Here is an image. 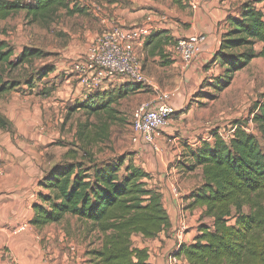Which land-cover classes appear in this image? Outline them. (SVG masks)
Masks as SVG:
<instances>
[{
    "label": "trees",
    "instance_id": "1",
    "mask_svg": "<svg viewBox=\"0 0 264 264\" xmlns=\"http://www.w3.org/2000/svg\"><path fill=\"white\" fill-rule=\"evenodd\" d=\"M262 3L264 0H247L236 15L227 16V29L205 66L208 71L216 65L219 72L201 82L195 99L215 101L229 88L237 72L256 58L264 59V4L257 7ZM19 12H24L31 24L49 25L60 12L73 16L82 10L69 0H0V21ZM162 34L152 32L143 48L157 39L150 53L156 51L161 66H166L169 63L162 46L172 40L161 38ZM256 44L262 45L259 51L255 50ZM46 57L47 53L35 47H23L15 55L10 44L0 40V96L33 93L39 87L37 83L54 72L53 65H42L20 80L13 79L12 73ZM143 87L126 80L114 88L96 90L76 103L70 113L78 110L86 117L77 125V140L89 143L106 138L107 122L96 126L89 119L105 116L113 120L117 114L113 105ZM52 91L53 87L45 85L37 89L36 95L46 98ZM249 113L264 138V94ZM91 127L97 130L93 136L87 133ZM233 127L228 141L212 131L210 141H200L185 150V157L192 161L185 169H201V184L186 196L188 208L202 207L200 222L210 219L209 224L197 227L193 243H182L175 250L185 264H264V153L254 135L238 123ZM0 129L11 131V123L1 115ZM150 179L129 155L97 160L85 151L81 159L72 156L43 173L37 183L42 192L36 195L38 201L32 205L29 224L42 229L69 215L84 221L88 232L98 234L100 247L88 252L95 264H150L147 250L134 247L132 238L153 240L171 226L162 194L148 185Z\"/></svg>",
    "mask_w": 264,
    "mask_h": 264
},
{
    "label": "crops",
    "instance_id": "2",
    "mask_svg": "<svg viewBox=\"0 0 264 264\" xmlns=\"http://www.w3.org/2000/svg\"><path fill=\"white\" fill-rule=\"evenodd\" d=\"M77 1L79 2L75 3L78 4L82 12L69 17L78 18L80 23L77 29L85 30L83 31L85 41L79 48H87L99 35L113 28L132 29L145 25L153 28V34L163 33L161 38L169 37L172 40L171 44L162 46L163 55L167 56L165 60L169 63L166 66H161V59L156 51L150 53L154 43L158 41L157 39L152 45L143 49L138 48L137 51L141 59L157 71L153 73L149 67L144 69V74L150 81L173 82L175 84L173 89L165 92V100L157 101L153 109L163 103L176 109L184 99L195 94L203 78L211 72L212 66L208 71L205 66L218 49L220 37L227 29L226 18L228 15H236L239 6L247 0ZM263 4H258L257 7H261ZM196 34L206 35L207 41L203 45L201 54L188 67H184L174 51V44L179 39ZM261 46V44H256L255 50L259 51ZM263 60L256 58L243 70L237 72L232 84L220 93L219 97H224L227 91L232 89L237 75L244 73L255 63ZM52 65L55 72L56 67L54 64ZM114 87L116 86L113 85L112 88ZM107 89H109L107 85L102 88V90ZM141 90L135 92L139 93ZM14 93L25 95L19 92ZM161 130L163 129H160L154 138L156 150L160 147L155 157L150 148H147L150 146L141 142L143 149L134 155V158L141 157L140 159L147 167L139 166L133 161L135 165L150 175V182L157 185L162 194V203L171 225L169 230L162 232L156 239L146 240L141 236L132 238L134 247L147 250L150 264H167L168 255L173 254L177 249L174 232L178 227L180 215L188 216V229L193 228L195 220H197V226L207 224L208 221L210 223L209 218L200 222L203 208H188L190 202L186 200L189 192L201 184V169L187 171L185 166L191 165L192 161L186 157L182 158V164L178 163L167 169L164 157L173 158V155L179 153L182 147L175 143L176 139L165 142V139L159 138ZM197 144L189 145V147H195ZM3 145H6V150L9 151L8 144L3 143ZM161 147L164 157L160 153ZM38 165L27 157L13 159L9 155L0 154V264H95L96 260L88 254H85L84 258H80L79 254L71 253L69 251L71 245L66 243L70 238L71 222L75 221L78 224L76 230L79 231L82 239L85 238V240L80 239V242H83V249L86 244L88 245L90 236L87 237V224L84 221L67 215L59 223L48 225L42 229H37L29 224L33 215L32 205L38 201L37 193L42 191L37 187V183L45 172H40ZM52 166L50 165L49 168ZM22 226L25 229L20 231ZM188 229L184 234V243L186 244L193 243L197 235V229L190 231ZM69 241L71 240L69 239ZM90 247L85 251L98 249L100 241L96 247L95 245Z\"/></svg>",
    "mask_w": 264,
    "mask_h": 264
},
{
    "label": "rangeland",
    "instance_id": "3",
    "mask_svg": "<svg viewBox=\"0 0 264 264\" xmlns=\"http://www.w3.org/2000/svg\"><path fill=\"white\" fill-rule=\"evenodd\" d=\"M79 23L78 18L69 17L63 12H60L49 25L29 23L24 12L0 21V40L7 41L15 55L23 47H35L47 53L46 58L35 60L31 66L24 65L15 70L12 73L13 79H23L29 76L32 70L45 64H54L56 67L55 72L37 83L39 86L37 89L45 85L47 88L53 87L49 97L36 96L37 89L31 94L25 92V95H21L12 92L0 96V115L11 123L10 132L0 129V154L9 155L13 159L27 157L31 162L39 164L40 172L46 171L50 165L71 159L72 156L81 159L85 151L92 153L97 160L129 155L136 164L147 167L141 157L134 158V155L143 149V145L131 131L132 114L141 104H148L153 108L157 101L165 100V92L173 89L175 84L150 81L145 75L149 85L144 84L139 93L133 92L124 100L114 104L113 108L117 114L114 115L113 120L108 121L105 116L89 119V122L96 126L107 122L106 138L89 143L77 140V125L84 123L86 117L78 110L70 113V109L90 95L88 90L79 84L73 71V64L87 49L79 48L85 41L83 32L85 30L77 29ZM137 50L136 55L143 72L149 67L153 73H156L154 67H150L141 59ZM218 72V66H212L211 72L203 80ZM125 81L126 79L116 78L105 85L110 89L113 85L119 86ZM263 94L264 60L258 61L249 70L237 75L232 89H229L224 97L218 95L219 98L212 102L197 100L193 95L184 99L176 107L178 111L170 116L168 125L159 132V138L165 139V142L176 139L175 143L182 147L173 158L164 157L161 147L160 153L164 157L167 169L181 163L182 158L185 157V148H189V145L210 141L209 136L212 131H217L225 141H228L233 134L235 123L256 137L264 153V138L257 132L256 125L249 116L252 104ZM96 131L91 127L87 133L93 136ZM3 143L8 144L9 151ZM147 148H150L154 157L160 149V147L158 150ZM147 182L150 187L158 189L152 181ZM196 224L197 220L193 228H189L188 231L196 230L199 226ZM77 226L75 221L71 222L69 238L71 241L68 239L66 243L74 246L75 254L84 258L83 256L90 251H85L86 249L91 245L96 247L99 244V236L97 233L87 231V237L90 236V239L83 249V242H80V239L85 240V238L82 239L79 231L76 230Z\"/></svg>",
    "mask_w": 264,
    "mask_h": 264
},
{
    "label": "built area",
    "instance_id": "4",
    "mask_svg": "<svg viewBox=\"0 0 264 264\" xmlns=\"http://www.w3.org/2000/svg\"><path fill=\"white\" fill-rule=\"evenodd\" d=\"M152 32L153 28L145 25L132 29L113 28L99 35L88 45L83 56L73 64V71L79 84L89 93L101 90L106 83L112 82L116 78L149 85L136 55V50L143 48L145 39ZM206 41L207 36L203 34L191 35L176 41L174 51L184 67H188L201 54ZM174 113L173 107L165 103L160 104L156 109L151 108L148 104H141L132 114L131 131L141 143L156 150L155 134L168 125V120ZM234 130L235 128H233V132ZM24 229L25 227L22 226L20 231ZM187 229V216L182 214L174 232L177 248L184 243V234ZM69 251L75 253L76 249L74 246H70ZM174 252L168 255L167 264H185Z\"/></svg>",
    "mask_w": 264,
    "mask_h": 264
}]
</instances>
